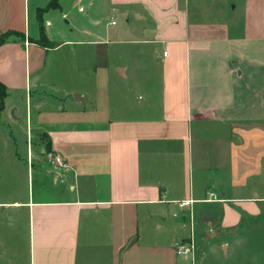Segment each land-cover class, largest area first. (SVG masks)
Instances as JSON below:
<instances>
[{"label": "crops", "instance_id": "crops-1", "mask_svg": "<svg viewBox=\"0 0 264 264\" xmlns=\"http://www.w3.org/2000/svg\"><path fill=\"white\" fill-rule=\"evenodd\" d=\"M49 2L0 0V264H206L200 234L264 264V0ZM118 36L123 61L94 67Z\"/></svg>", "mask_w": 264, "mask_h": 264}, {"label": "rangeland", "instance_id": "rangeland-1", "mask_svg": "<svg viewBox=\"0 0 264 264\" xmlns=\"http://www.w3.org/2000/svg\"><path fill=\"white\" fill-rule=\"evenodd\" d=\"M103 13H101L100 9H94V31H100L101 34L103 35V31H104V21L105 18L102 15ZM86 26V25H85ZM122 27V25L118 24L116 27H111L110 30L111 32L114 34H117L118 30ZM99 32V33H100ZM116 37V36H115ZM112 39V38H110ZM122 36H118L116 41L119 42H114V43H107V45L104 44H99L96 43L94 45V53H95V57H94V67L97 66L98 68H112L113 64H118L121 63L122 60V50L124 48V46L122 45L121 41H122ZM87 53V52H84ZM87 55H89L87 53ZM90 56V55H89ZM81 57L82 60L83 59V54H81V56L79 55V58ZM87 57V56H85ZM71 59L73 60V56H71ZM73 73V72H72ZM52 82V79H48L47 78V87H45V91L47 92V94H52L53 96H57V91L54 90L53 88L49 87V82ZM61 82L66 83L67 81L65 80H61ZM89 84L84 83V85H76L77 87H79L78 89H80L81 91L86 90L87 88H85V86H87ZM64 89H70L69 86H67ZM88 93V92H87ZM89 94V93H88ZM79 95V94H76ZM7 118V113H4L1 117V120H6ZM10 131L7 133L6 132V127L3 126L2 124L0 125V171H1V175L3 176V191L6 190V188L8 186H10V181L6 179L7 176L11 175L12 173V163L11 161H15L13 159V148L11 147L9 150H7L6 147V142H7V137L9 135ZM8 134V135H7ZM7 136V137H6ZM11 145H18V154L22 157V160H20L19 162V166H17L19 173H23L24 172V168L26 167L24 165L23 162H25V157H23V154L25 155V143H26V130L25 127H13L12 132H11ZM16 170V167H15ZM208 236H212L209 234L205 235H201L198 238L197 241V253L198 256L197 257H204L203 260L206 264H227V262L229 261L228 258L224 257V254L221 251H219V246H218V241H217V237L213 236V238L208 239Z\"/></svg>", "mask_w": 264, "mask_h": 264}, {"label": "built area", "instance_id": "built-area-1", "mask_svg": "<svg viewBox=\"0 0 264 264\" xmlns=\"http://www.w3.org/2000/svg\"><path fill=\"white\" fill-rule=\"evenodd\" d=\"M111 24L113 25L114 22H112ZM47 159L52 164H55V166H57V167H63V166H65L64 163L62 162V160L59 157L54 156L51 153H48L47 154ZM209 196L211 198H214L213 193H210ZM185 204H188V202L182 203V205H185ZM192 251H193V245H192V243L190 241L189 242L180 243V244H178L176 246V253L179 256H185V255L191 254Z\"/></svg>", "mask_w": 264, "mask_h": 264}, {"label": "trees", "instance_id": "trees-1", "mask_svg": "<svg viewBox=\"0 0 264 264\" xmlns=\"http://www.w3.org/2000/svg\"><path fill=\"white\" fill-rule=\"evenodd\" d=\"M56 8H57V0H50L47 7L44 10H40L39 12L41 13V11H46V10L56 9ZM4 38H5V35L0 37V44L3 42ZM43 40H44L43 36H41V39L38 42L42 43ZM5 97H6V90H5L4 86L0 83V99L3 100ZM1 110H2V107H0V113H1Z\"/></svg>", "mask_w": 264, "mask_h": 264}, {"label": "water", "instance_id": "water-1", "mask_svg": "<svg viewBox=\"0 0 264 264\" xmlns=\"http://www.w3.org/2000/svg\"><path fill=\"white\" fill-rule=\"evenodd\" d=\"M74 98H75L76 100H79V99H80L78 96H74Z\"/></svg>", "mask_w": 264, "mask_h": 264}]
</instances>
